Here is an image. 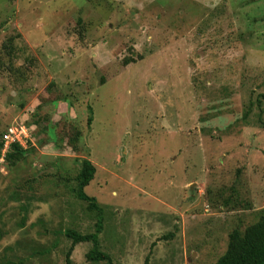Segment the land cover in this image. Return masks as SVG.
I'll use <instances>...</instances> for the list:
<instances>
[{"label":"rangeland","instance_id":"obj_1","mask_svg":"<svg viewBox=\"0 0 264 264\" xmlns=\"http://www.w3.org/2000/svg\"><path fill=\"white\" fill-rule=\"evenodd\" d=\"M21 121L0 264H107L69 258L98 224L113 264H214L264 217V0H0V146Z\"/></svg>","mask_w":264,"mask_h":264},{"label":"trees","instance_id":"obj_2","mask_svg":"<svg viewBox=\"0 0 264 264\" xmlns=\"http://www.w3.org/2000/svg\"><path fill=\"white\" fill-rule=\"evenodd\" d=\"M94 119H88V124L91 125ZM4 144L0 146V154ZM26 149L20 144L11 146L7 153V161L11 166H15L21 162L26 154ZM97 169L90 160L83 162L81 173L78 176L79 181V198L90 204V207L98 212L101 209L96 198L86 194L85 189L95 179ZM102 232V225L98 224V229L95 234L83 235L76 231H68L67 236L72 240V247L69 251V258L73 249L82 243H92L93 249L89 252L87 258L93 263L107 262L113 264V260L108 253L101 250L99 235ZM214 264H264V217L257 223L246 228L245 231H234L230 235V242L226 253Z\"/></svg>","mask_w":264,"mask_h":264},{"label":"built area","instance_id":"obj_3","mask_svg":"<svg viewBox=\"0 0 264 264\" xmlns=\"http://www.w3.org/2000/svg\"><path fill=\"white\" fill-rule=\"evenodd\" d=\"M30 142V135L28 134V129L26 123L22 121L20 123L12 124L3 138V156H6L10 151V148L14 144H20L21 147L27 149V146Z\"/></svg>","mask_w":264,"mask_h":264},{"label":"crops","instance_id":"obj_4","mask_svg":"<svg viewBox=\"0 0 264 264\" xmlns=\"http://www.w3.org/2000/svg\"><path fill=\"white\" fill-rule=\"evenodd\" d=\"M60 107H61V106H60ZM40 151H42V149H41Z\"/></svg>","mask_w":264,"mask_h":264}]
</instances>
